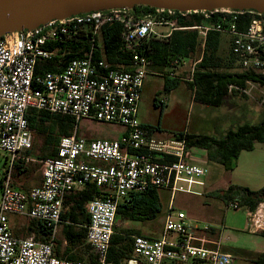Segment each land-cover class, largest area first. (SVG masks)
I'll use <instances>...</instances> for the list:
<instances>
[{
  "label": "built area",
  "instance_id": "1",
  "mask_svg": "<svg viewBox=\"0 0 264 264\" xmlns=\"http://www.w3.org/2000/svg\"><path fill=\"white\" fill-rule=\"evenodd\" d=\"M128 9L80 12L0 35V152L7 162L0 182V264H87L56 256L52 238L63 222L67 197L88 185L101 191L86 204L85 239L96 264H114L107 257L117 207L133 193L155 188L168 190L171 197L176 193L203 195L208 169L196 162L197 154L186 146L185 136L161 134L138 117L141 90L149 73V62L140 49L150 38L167 36L177 28V15L216 16L213 27L182 28L196 29L202 40L210 28L228 35L240 72L261 78V83L246 82L260 84L264 98V18L260 12L230 7L186 11L154 7L134 19ZM112 23L121 25L122 46L129 54L127 69L110 68L95 55L99 46L96 35ZM242 23L246 24L244 30L238 29ZM155 26H169L170 30L159 33ZM81 36L87 40L81 57L63 63L60 70L34 75L37 60L62 58L69 52L68 45ZM173 64L176 67L186 61L174 59ZM169 75L174 76L173 71ZM232 88L246 91L232 85L229 91ZM30 109L70 116L75 127L59 138L56 155L42 162L41 183L21 190L13 186L12 174L17 161H34L26 155L33 139L26 117ZM84 118L116 123L124 131L118 139H87L76 130L77 122ZM227 206L241 208L237 202ZM9 214L40 221L50 231V239L16 236L8 224ZM207 229L191 224L184 211H174L170 205L157 235H131L132 253L122 264H231L232 255L221 249L219 241L200 234Z\"/></svg>",
  "mask_w": 264,
  "mask_h": 264
},
{
  "label": "trees",
  "instance_id": "2",
  "mask_svg": "<svg viewBox=\"0 0 264 264\" xmlns=\"http://www.w3.org/2000/svg\"><path fill=\"white\" fill-rule=\"evenodd\" d=\"M153 8L148 5H134L128 9V12L134 19H138L152 11ZM261 16L264 18V13H261ZM242 19L246 18L242 17ZM216 20V16L204 19L199 14L177 15V28L172 29L167 36L150 38L142 45L140 51L146 56L149 64L159 69L174 67V59H185L190 64L196 61L192 72V81H186L187 86L194 91V100L219 106L229 92L239 91L233 88L229 91L230 85L245 89L246 81L261 83V78L253 73L231 71L238 64L231 50L228 35L229 49L223 54L221 52V39L224 33L210 28L202 40L196 29L182 28L193 25L213 27ZM245 28L246 24L238 25L240 30ZM121 35V25L118 23L102 27L96 35L97 43L99 45L100 39L101 46H98L95 55L103 58L110 68L127 69L129 54L122 46ZM202 42L203 48L198 53ZM86 45L87 40L81 36V39L72 41L68 45L69 52L62 58L37 60L34 75L38 76L48 71L60 70L63 63L81 57ZM47 46L50 47L49 44ZM59 60H62V63ZM181 82V78L170 76L166 72L163 75L160 92L167 94ZM154 102L163 103L156 96H154ZM26 117L31 132L41 138L39 151L41 152L40 162L42 165L47 157L56 155L59 138L73 132L75 121L67 115L36 109H30ZM151 128L159 129L158 125L151 126ZM176 134L185 136L187 147L202 148L206 151L209 160L225 164L229 159L237 156L241 150L252 149L255 142H264V118L258 123H243L235 129H228L221 137L205 133H184L183 131ZM29 153L30 149L26 151V155ZM24 163H26L24 160L17 161L15 168L19 171L20 164ZM100 194L101 191L91 184L67 197V200L73 203L75 210L81 211L88 200ZM215 196L224 201L226 205L230 202H237L240 207L253 211L259 203L264 202V186L258 189H250L246 186L229 184L225 189L216 191ZM160 210L158 189L149 188L142 193H133L125 202L118 204L116 220L136 222L152 220L158 217ZM30 221L31 223H40V236L44 237L43 241H47L50 231L40 221L33 218H30ZM115 226L107 259L114 264H122V261L132 253L131 235L140 234V232L133 229L117 232ZM84 231L86 232V228ZM261 235L264 236V229L261 231ZM254 262L264 264V252L258 254ZM88 264H96V261L92 260Z\"/></svg>",
  "mask_w": 264,
  "mask_h": 264
},
{
  "label": "rangeland",
  "instance_id": "3",
  "mask_svg": "<svg viewBox=\"0 0 264 264\" xmlns=\"http://www.w3.org/2000/svg\"><path fill=\"white\" fill-rule=\"evenodd\" d=\"M154 29L163 34L170 30L169 26H155ZM228 39L227 35H222L221 52L223 54L229 49ZM99 46H101L100 39ZM201 49L202 47L198 53ZM155 70L156 75L148 74L145 79L138 106V117L140 121L158 125L161 131L176 134L179 131L188 130L221 137L228 129H235L243 123H258L264 118V98L260 84L252 86L254 83H246V91L229 92L223 98L222 105L214 106L194 100V91L186 84V81H192L190 69L174 75L181 78L182 82L170 93L163 94L160 92L161 90L156 93L166 71ZM231 71L240 72V68L236 65ZM163 95H165V103L154 102V96L161 99ZM76 130L79 136L88 139H118L124 128L116 123L84 118L77 122ZM32 135V147L27 155L34 158V161L20 164L26 168L27 174H30L27 182H35L39 178L42 166L41 152L39 151L41 138L35 136L33 132ZM191 149L201 156L196 162L206 165L209 169L212 185L216 188L214 192L227 183L246 186L250 189L264 186V142H255L252 149L241 150L237 156L232 157L225 164L209 160L206 151L202 148L192 147ZM6 168L5 153L0 152V182ZM158 194L161 210L157 218L143 222L118 219L115 230L120 232L133 229L142 234L157 235L161 230L163 218L171 199L174 211L180 208L186 209L188 215L197 219L201 227L211 224L212 227L219 230L222 247L233 248L232 264H253L252 258L256 256L257 252L246 243L255 236L249 233L246 228L248 218L244 208L228 207L213 192L205 197L190 196L184 193H177L171 197L168 190L158 189ZM185 203L189 205V208L183 206ZM259 205L257 206L258 210ZM9 217H13V215L9 214ZM209 237L211 236L209 235Z\"/></svg>",
  "mask_w": 264,
  "mask_h": 264
},
{
  "label": "crops",
  "instance_id": "4",
  "mask_svg": "<svg viewBox=\"0 0 264 264\" xmlns=\"http://www.w3.org/2000/svg\"><path fill=\"white\" fill-rule=\"evenodd\" d=\"M221 43H222V39H221ZM201 47L203 48V46L200 44V48ZM185 61H186V64H184V65H179V66H176L173 68L172 67L171 68L164 67V68H162V70L166 71L168 73H169V71H173L174 75L176 73H181L183 71L190 69V66L192 65L187 60H185ZM126 67H128V61H127ZM155 69L159 70V68H157L156 66L149 64V66H148L149 73L148 74L149 75H156L157 72ZM148 74H147V76H145L144 82H145L146 77H148ZM144 82H143V85H144ZM162 84H163V80L161 82V86L157 89V91L161 90L160 88H162ZM142 89H143V87H142ZM141 93H142V90H141ZM163 97L165 98V95H163L162 98ZM165 102H166V99L163 103H165ZM222 103H223V100H222L220 105H222ZM199 110L201 111V107L199 108ZM141 122L147 126H150V127L154 126L152 123H149V122H146L143 120H141ZM156 129H158V128H156ZM158 130L160 131V133L168 134L166 131H161L160 128ZM183 132L189 133L190 131L184 130ZM191 133H203V132H193L192 131ZM205 134H209V133H205ZM200 157L201 156L197 155L196 160H199ZM201 165H203V164H201ZM204 166H206V165H204ZM18 169H19V171L17 170V168H14V171L12 174V183H13V186L15 188H18L21 190H28L31 187L37 186L41 183L42 171L40 172L39 178H37V180L35 182H27L28 175H30V174H27L26 168L19 166ZM210 177L211 176L209 175V169H208V172L205 176V185L202 188L203 189V195H200V196L205 197V195H208L211 192H213L215 195L214 191L216 190V188L212 185V180ZM228 185H229V183H227L224 187H222L218 190L225 189ZM258 188H261V187H256L254 189H258ZM72 195H70V196H72ZM174 195H173V197H174ZM187 195L197 196V195H192V194H187ZM205 202H207V201H205ZM259 204H260L259 206L262 207V209L264 210V202H261ZM170 205L172 206V208H174L171 199L169 201L167 210H168ZM183 206L186 208H189V205L187 203H185ZM242 208H244L246 210V216L248 218L247 223H246V226H247L246 228H247L249 233H251L255 236L253 239H249L247 241V243L246 242L245 243L248 244V246H250L251 248H253L255 252H257L256 256H254L252 258V263L256 264L254 262V260L256 259L257 255L264 252V236L261 235V231L264 229V213L259 214L260 212L258 211V208H256L253 211H250L245 207H242ZM178 210H182L186 213L187 219L191 224L201 227L199 225V223L197 222V219L192 218L191 216L188 215L186 209L180 208ZM61 219L63 220V222L58 226V228H57L56 232H54L53 238H52L54 254L60 258H63V259L72 260V261H83L87 264L90 261L94 260V256H93L91 249L89 248V246L86 242V239H85L84 228L88 223V213L86 210V204L84 205L83 210L77 211V210H75L73 203L66 199V201L64 203L63 211L61 213ZM26 220H29V221L26 222ZM8 224H9L12 232L16 236H22V237L23 236H34L36 239L41 240V241H43V239H44V237L40 236V223H31L30 218L27 216L13 215V217H9V215H8ZM204 226L208 227V229L203 230V231L201 230L200 234H203L206 237L207 236L209 237V235H210L211 237H209V239L212 238L211 240H216L215 237L218 234L217 235V241L220 242L221 249L223 251L230 253L234 259V255L232 252L233 248L230 246L222 247V244L220 241V236H219L220 232H218L219 230L212 227L211 224H206ZM140 234H142V233H140ZM50 237H51V235H48L47 240H49ZM122 263H123V261H122ZM232 263H233V260H232Z\"/></svg>",
  "mask_w": 264,
  "mask_h": 264
},
{
  "label": "water",
  "instance_id": "5",
  "mask_svg": "<svg viewBox=\"0 0 264 264\" xmlns=\"http://www.w3.org/2000/svg\"><path fill=\"white\" fill-rule=\"evenodd\" d=\"M148 5L181 11L230 7L264 13V0H0V35L29 29L52 19L112 7Z\"/></svg>",
  "mask_w": 264,
  "mask_h": 264
},
{
  "label": "bare ground",
  "instance_id": "6",
  "mask_svg": "<svg viewBox=\"0 0 264 264\" xmlns=\"http://www.w3.org/2000/svg\"><path fill=\"white\" fill-rule=\"evenodd\" d=\"M258 211L260 212L259 214H263L264 213V210L262 209V207H260Z\"/></svg>",
  "mask_w": 264,
  "mask_h": 264
}]
</instances>
